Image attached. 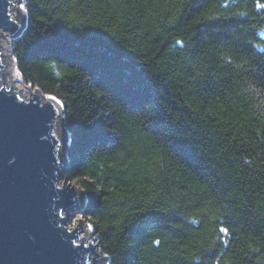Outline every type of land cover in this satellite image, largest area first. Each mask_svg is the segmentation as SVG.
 <instances>
[{"label":"trees","instance_id":"obj_1","mask_svg":"<svg viewBox=\"0 0 264 264\" xmlns=\"http://www.w3.org/2000/svg\"><path fill=\"white\" fill-rule=\"evenodd\" d=\"M23 2L13 55L109 264H264V0Z\"/></svg>","mask_w":264,"mask_h":264},{"label":"water","instance_id":"obj_2","mask_svg":"<svg viewBox=\"0 0 264 264\" xmlns=\"http://www.w3.org/2000/svg\"><path fill=\"white\" fill-rule=\"evenodd\" d=\"M20 1L0 0V46L11 50L0 47V264H109L87 224L67 223L86 195L60 182L68 163L62 102L31 84L29 96L14 89L12 39L27 25Z\"/></svg>","mask_w":264,"mask_h":264},{"label":"rangeland","instance_id":"obj_3","mask_svg":"<svg viewBox=\"0 0 264 264\" xmlns=\"http://www.w3.org/2000/svg\"><path fill=\"white\" fill-rule=\"evenodd\" d=\"M20 2H23V1H20ZM19 2V3H20ZM2 32L3 33H7L5 30H2ZM13 40L14 39H12V45H13ZM0 44H1V40H0ZM1 47V49H2V51L4 52V53H11V50L10 49H8V48H4V47H2V46H0ZM12 47L13 46H11V49H12ZM12 53H13V50H12ZM14 56V55H13ZM4 62H7V56L6 55H4ZM13 67H14V71L18 74V78H16V79H14V89H19V86H21L22 88L20 89V91H21V94H23V95H25V96H29L30 95V89L27 87V83L23 80V77H22V74L19 72V70H17V68H18V65H17V61L15 60V62H14V64H13ZM7 68L8 69H10L11 68V64H8L7 63ZM19 69V68H18ZM36 89H34V87L31 85V91H35ZM63 126H64V122H63ZM65 128V127H64ZM67 131V130H66ZM69 138H70V134H69V132L67 131V139H66V143L65 144H68L69 143ZM67 150V149H66ZM66 156H67V154H66ZM69 158L67 157V162L69 161L68 160ZM65 180H67L68 182L70 181V180H68L65 176H64V173H63V175L60 177V182L63 184V182H65ZM69 212H70V214H71V218H70V220H68V225H69V227H71V228H73V227H75L76 226V224L78 223V218H80L81 219V221H80V223L82 224V225H84V223L85 224H87V225H89V223L85 220V218L82 216V215H80L79 217H76V215L78 214V212H76V213H74L71 209L69 210ZM93 231H92V236H95V233H94V229H93V226H92V228H91ZM81 234H84V231L82 230V232H81ZM97 241V237L95 236V239H94V242H96ZM103 256H104V254H103Z\"/></svg>","mask_w":264,"mask_h":264},{"label":"snow or ice","instance_id":"obj_4","mask_svg":"<svg viewBox=\"0 0 264 264\" xmlns=\"http://www.w3.org/2000/svg\"><path fill=\"white\" fill-rule=\"evenodd\" d=\"M257 6L260 7L261 5H257ZM18 9L21 10V11H23V12H25V13L28 11V7H27V5L24 2L18 3ZM100 88H101V91H99L98 93H96V96H97L98 99L103 98V97H106V96H112L113 95V89L109 85L104 84V83H101L100 84ZM144 91L147 92V87L146 86L144 88ZM53 99H55V98H53ZM57 103L59 104L60 102L58 101ZM89 123L91 124L92 121L90 120ZM100 131L102 132L103 130L100 129ZM111 131L115 132V131H117V129L113 128V129H111ZM88 227H89V229H91L92 228V225L89 224ZM220 231L222 233H227L228 232V229L222 227L220 229Z\"/></svg>","mask_w":264,"mask_h":264},{"label":"bare ground","instance_id":"obj_5","mask_svg":"<svg viewBox=\"0 0 264 264\" xmlns=\"http://www.w3.org/2000/svg\"><path fill=\"white\" fill-rule=\"evenodd\" d=\"M17 70H18V68H17Z\"/></svg>","mask_w":264,"mask_h":264}]
</instances>
